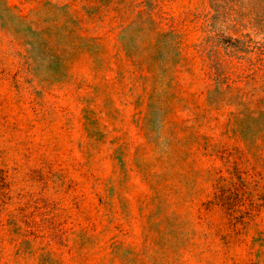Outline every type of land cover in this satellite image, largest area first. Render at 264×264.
<instances>
[{
	"label": "rangeland",
	"instance_id": "374dc122",
	"mask_svg": "<svg viewBox=\"0 0 264 264\" xmlns=\"http://www.w3.org/2000/svg\"><path fill=\"white\" fill-rule=\"evenodd\" d=\"M0 264H264V0H0Z\"/></svg>",
	"mask_w": 264,
	"mask_h": 264
}]
</instances>
